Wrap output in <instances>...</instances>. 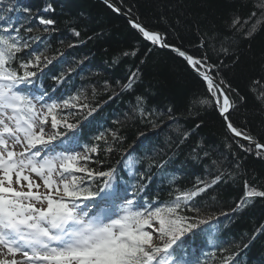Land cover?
<instances>
[{
	"label": "snow or ice",
	"instance_id": "1",
	"mask_svg": "<svg viewBox=\"0 0 264 264\" xmlns=\"http://www.w3.org/2000/svg\"><path fill=\"white\" fill-rule=\"evenodd\" d=\"M103 3L113 13L128 17L140 45L122 51L113 58L114 64L120 63V57H141L139 65H144L153 51L172 53L203 87L202 93L191 97L188 116L196 119L201 109L216 112L225 130V147L233 157L235 175L240 174L243 165L241 153L264 161V135L254 134L247 121L238 125L233 119V113L248 109L250 99L256 111L264 114V75L250 78L244 94L222 73L238 65L242 46L250 50L251 41L264 32V0H246L222 18L211 33L198 29V54L182 43L172 42L167 31L145 24L124 0ZM0 6V264H203L199 259L187 260L186 252L178 257L176 249L183 250L186 235L203 231L202 226L212 223L216 214L205 210L201 198L234 179V172L225 171L221 162L212 160L215 173L197 177L190 187H173L167 201L156 197L140 203L139 194L146 191L143 184L133 185L130 195L127 189L118 190L113 183L116 169L105 170L97 157L102 151L111 155L120 149L124 138L119 131L100 132L92 143L84 145H79L75 133L82 120L101 107L97 98L102 92L111 93L110 100L119 94L117 88L121 92L133 90L142 78V68L133 65L125 81L117 80L115 85L105 80L102 89L91 86L90 90L56 97L59 87L76 71L69 66L51 77L55 84L50 89L33 92L44 69L65 53L57 49L52 56L46 55L32 47L40 36L22 35V31H34L26 26L33 19L30 9H23L29 18L18 25L9 15L18 10L14 0H7L6 5L5 0H0ZM44 12L55 13L53 4L48 3ZM35 19L43 32L56 31L54 18L41 15ZM71 31L80 37L75 27ZM260 63L264 68V54ZM147 103L145 95H137L130 118H138L153 128L165 126V117L176 123L173 107L161 111L147 107ZM202 124L203 120H198L195 127ZM175 131L180 143L191 135L190 130L179 127ZM193 152L197 160L209 157L207 151L203 157L196 148ZM132 163L129 156L126 167L131 168ZM167 163L168 160L153 161L149 170L162 169ZM145 178L146 174L140 173V180ZM254 180H243V194L231 209L232 214L256 199H264V187ZM175 181L173 176L170 183ZM261 233L264 224L252 239ZM207 244L214 249L211 255L215 264H237L239 251L219 243L214 234L208 236ZM248 247V243L243 244V248Z\"/></svg>",
	"mask_w": 264,
	"mask_h": 264
},
{
	"label": "trees",
	"instance_id": "2",
	"mask_svg": "<svg viewBox=\"0 0 264 264\" xmlns=\"http://www.w3.org/2000/svg\"><path fill=\"white\" fill-rule=\"evenodd\" d=\"M124 2L126 6L132 7L133 15H138L145 24L167 31L172 42L182 43L198 54L199 50L195 47L198 29L211 33L221 24L222 18H226L246 0ZM6 3L7 0L5 5ZM14 3L18 10L9 15L18 25L25 24L29 18V13H25L23 9H30L33 19L26 26L33 27L34 31L30 34L22 31V35L41 37L32 45L33 48L45 51L49 56L57 49L65 53L64 57H59L44 69L45 74L36 81L35 90L50 89L55 84L51 77L59 75L69 66L75 67L76 71L59 87L54 94L56 97L67 96L78 90H90L91 86L102 89L105 80L115 85L117 80L125 81L128 69L133 65L142 68V78L133 90L121 92L117 88L119 94L110 100L108 96L111 93L102 92L97 98L101 107L87 120H82L75 133L79 145H84L92 143V138L100 132L119 131V135L124 138L120 149L111 155H105L102 151L97 157L103 161L105 170L116 169L114 184L121 188L130 187L131 192L133 185H146V191L139 194V201L143 203L145 199L152 200L156 197L167 201L173 187H190L197 177H206L209 172L215 173L217 169L211 166L212 160L221 162L225 171H233L235 175L233 157L225 147L228 143L225 130L216 112L212 109H201V114L196 119L188 116L187 108L191 97L202 93L203 87L182 60L166 50H156L146 57L147 62L144 65H139L141 57H120V63L114 64L113 58L120 56L122 51L133 45L140 46L138 34L131 28L127 18L113 13L101 0H14ZM48 3L53 4L55 13L44 12ZM243 11L246 12L247 9ZM41 15L56 20L55 32H43L42 26L35 19ZM73 27L80 31V37L72 34ZM70 43L76 44V47L69 48ZM262 54L264 32L251 41L250 50L247 45L242 46L240 63L223 69L224 77L234 86H238L242 93L247 94L249 79L264 75V68L260 63ZM81 60L83 63L79 64L78 61ZM141 94L145 95L149 108L164 111L169 106L173 107L176 123L165 117V126L153 128L138 118H130L136 96ZM233 119L238 125L247 121L254 134L264 135V114L256 111L251 99L248 109H239L233 113ZM198 120H203L200 128L195 127ZM177 127L182 131H191V135L183 143H180V137L175 131ZM194 148L200 157H203L205 151L209 153V157L194 159ZM240 155L244 157L240 174L219 184L210 194L201 198L205 210L216 214L212 223L202 226L203 231H196L183 238V246L196 257L204 259V264H215L211 255L214 249L207 244L210 234H214L225 247L239 251L237 264H264V233L252 239L256 229L264 224V199H256L245 209L231 213L236 201L243 194L245 178L252 180L254 177V182L264 187V161L243 153ZM129 156L133 161L131 168L126 167ZM162 160H168L164 168L152 167L149 170L153 161ZM140 173L146 174L143 181L140 180ZM173 176L176 177L175 184L170 183ZM147 177H151L150 181ZM221 212H228L229 215H220ZM244 243H248L249 247L243 248Z\"/></svg>",
	"mask_w": 264,
	"mask_h": 264
},
{
	"label": "water",
	"instance_id": "3",
	"mask_svg": "<svg viewBox=\"0 0 264 264\" xmlns=\"http://www.w3.org/2000/svg\"><path fill=\"white\" fill-rule=\"evenodd\" d=\"M101 1H103V0H101ZM121 16H124V15H121ZM124 17L128 19V17H126V16H124Z\"/></svg>",
	"mask_w": 264,
	"mask_h": 264
}]
</instances>
